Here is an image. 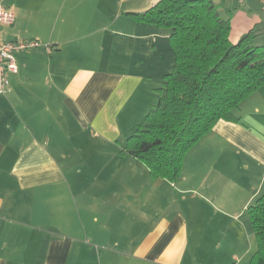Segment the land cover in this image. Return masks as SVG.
I'll return each instance as SVG.
<instances>
[{
    "label": "crops",
    "instance_id": "crops-1",
    "mask_svg": "<svg viewBox=\"0 0 264 264\" xmlns=\"http://www.w3.org/2000/svg\"><path fill=\"white\" fill-rule=\"evenodd\" d=\"M159 1L0 0L16 15L0 41L41 44L16 54L0 95V264H250L264 87L186 153L176 183L121 154L175 64L170 31L131 15ZM237 2L222 14L233 43L264 29V10Z\"/></svg>",
    "mask_w": 264,
    "mask_h": 264
},
{
    "label": "trees",
    "instance_id": "trees-1",
    "mask_svg": "<svg viewBox=\"0 0 264 264\" xmlns=\"http://www.w3.org/2000/svg\"><path fill=\"white\" fill-rule=\"evenodd\" d=\"M223 0H160L137 21L170 31L175 64L157 89L158 103L121 144V154L143 161L152 179L181 180L186 153L220 121L238 123L236 111L264 87L263 30L231 41ZM257 241L250 264H264V190L248 209Z\"/></svg>",
    "mask_w": 264,
    "mask_h": 264
},
{
    "label": "built area",
    "instance_id": "built-area-1",
    "mask_svg": "<svg viewBox=\"0 0 264 264\" xmlns=\"http://www.w3.org/2000/svg\"><path fill=\"white\" fill-rule=\"evenodd\" d=\"M242 3L245 0H240ZM264 3V0H260ZM16 15L12 8L0 5V30L15 22ZM41 44L34 40L0 41V95L10 92V75L18 73L16 54L37 49ZM50 52L51 47H46Z\"/></svg>",
    "mask_w": 264,
    "mask_h": 264
},
{
    "label": "rangeland",
    "instance_id": "rangeland-1",
    "mask_svg": "<svg viewBox=\"0 0 264 264\" xmlns=\"http://www.w3.org/2000/svg\"><path fill=\"white\" fill-rule=\"evenodd\" d=\"M246 1V0H245ZM252 1V3L256 6V8H258V9H260L261 11L262 10H264V3L263 2H261L260 0H251ZM239 7H243V6H239L238 5V2H237V0H225V3H224V9H223V12L224 13H222L223 15H226L227 13H228V11L229 10H231L232 12H235ZM258 43V45H261L260 43L261 42H257ZM263 44V43H262ZM154 86H155V88H157V89H159L161 86H162V79H159V80H155L154 81ZM264 92V91H263ZM257 97H258V95H256V96H254V97H252V100L254 101V100H257ZM250 100L251 99H249L248 101H246L245 103H242V105H241V111L243 112V113H245V115H249L250 114V111H249V106H248V104L250 103ZM158 101V100H157ZM252 101V102H253ZM157 103V102H156ZM155 105V104H154ZM258 106H260L261 107V110L263 111L262 112V115H259V116H256L255 117V119H257V121H259V123H258V126L261 128V129H263L264 128V107L260 104V105H258ZM154 108V106H152V108L151 109H153ZM251 119V117H248L247 118V120H250ZM247 212V215H246V217L248 216L249 217V214H248V211H246ZM251 221V220H250ZM250 232H251V240H252V243L254 244V245H256V238H255V233H254V230H253V227H252V224H251V230H250ZM240 234L242 233L241 231L239 232ZM248 235V234H247ZM250 237L248 236V237H240L239 239L241 240V239H244V242L247 240V239H249ZM248 241V240H247ZM242 242V241H241Z\"/></svg>",
    "mask_w": 264,
    "mask_h": 264
}]
</instances>
